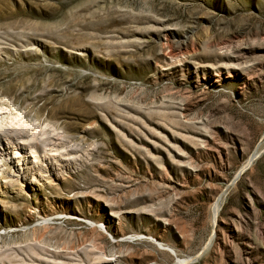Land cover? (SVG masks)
I'll return each instance as SVG.
<instances>
[{
	"label": "rangeland",
	"instance_id": "rangeland-1",
	"mask_svg": "<svg viewBox=\"0 0 264 264\" xmlns=\"http://www.w3.org/2000/svg\"><path fill=\"white\" fill-rule=\"evenodd\" d=\"M178 261L264 264V0H0V264Z\"/></svg>",
	"mask_w": 264,
	"mask_h": 264
},
{
	"label": "bare ground",
	"instance_id": "bare-ground-1",
	"mask_svg": "<svg viewBox=\"0 0 264 264\" xmlns=\"http://www.w3.org/2000/svg\"><path fill=\"white\" fill-rule=\"evenodd\" d=\"M258 153H259L258 151H255V153L252 154V156L249 159V163H251L258 156ZM217 208H218V205L217 203H215V211L217 210ZM175 264H179V261L176 262Z\"/></svg>",
	"mask_w": 264,
	"mask_h": 264
}]
</instances>
